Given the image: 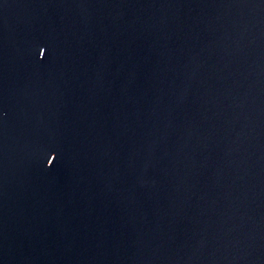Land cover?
Here are the masks:
<instances>
[{
    "label": "water",
    "instance_id": "water-1",
    "mask_svg": "<svg viewBox=\"0 0 264 264\" xmlns=\"http://www.w3.org/2000/svg\"><path fill=\"white\" fill-rule=\"evenodd\" d=\"M0 264H264V0H0Z\"/></svg>",
    "mask_w": 264,
    "mask_h": 264
}]
</instances>
